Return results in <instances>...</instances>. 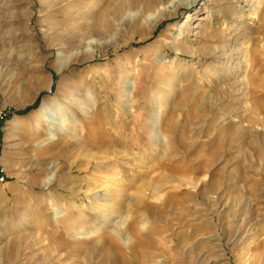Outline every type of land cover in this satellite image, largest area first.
<instances>
[{
  "label": "rangeland",
  "instance_id": "1",
  "mask_svg": "<svg viewBox=\"0 0 264 264\" xmlns=\"http://www.w3.org/2000/svg\"><path fill=\"white\" fill-rule=\"evenodd\" d=\"M89 1L0 0V264H264V0Z\"/></svg>",
  "mask_w": 264,
  "mask_h": 264
},
{
  "label": "bare ground",
  "instance_id": "2",
  "mask_svg": "<svg viewBox=\"0 0 264 264\" xmlns=\"http://www.w3.org/2000/svg\"><path fill=\"white\" fill-rule=\"evenodd\" d=\"M143 2V9H144V11H151V9H157L158 11H162V13H163V11L165 12V10H164V7H162V6H164L165 4H167V2L169 1H171V0H90L89 2H88V4H87V6L85 7V9H84V11H83V13H82V17H84V18H82L83 20L82 21H85V23H86V27L89 29V30H91V28L93 27V28H97V27H100V26H102V28L104 29V30H108V29H110L111 27H113L114 26V24L116 23L117 24V22H115L116 21V15H118V13L119 14H121V13H124L125 14V11L126 10H130V9H132L133 7H134V3L135 2ZM174 1H177L178 2V0H173V2ZM136 2V3H137ZM172 2V1H171ZM136 5V4H135ZM157 5H159V6H157ZM181 5V2L178 4V6H180ZM111 6V7H110ZM142 7V6H141ZM141 10H142V8H141ZM156 10V11H157ZM154 11V10H153ZM161 13V14H162ZM150 14H151V12H150ZM138 15L137 14H133V16L132 17H134V18H136ZM142 16V15H141ZM120 17V16H119ZM147 18V17H146ZM148 20V19H147ZM147 20H144L145 22H144V24L145 25H147L148 27L147 28H151L150 26L152 25V26H156L157 24H158V22H159V20H160V17H158L157 19H154L151 23H147ZM150 20V19H149ZM118 24H119V22H118ZM122 23H120V28H119V33L120 32H122L123 30H124V28L122 27ZM85 28V27H84ZM101 28V27H100ZM88 30V31H89ZM87 31V30H86ZM92 31V30H91ZM103 31V30H102ZM141 36H142V34H141ZM224 48H225V46H224ZM194 53V52H193ZM199 53V52H198ZM216 53V52H215ZM195 54V53H194ZM202 54V53H201ZM212 55V53L211 52H209L207 55L209 56V55ZM222 54V53H221ZM225 54V53H224ZM178 55H193L192 54V52H190L189 50H188V48L185 46V47H181V48H179V53H178ZM219 55V54H218ZM217 54L216 55H212L210 58H212V60L213 61H211V62H213V64H209V66H210V69H211V71H213V73H214V75H215V77L217 78V77H220V69H213V68H211V66H213L214 68H216L215 67V65L214 64H216V63H220V62H218V61H216L217 59H219L220 57L218 56ZM194 56V55H193ZM200 56V55H199ZM203 56H205V54L203 55ZM222 59V58H221ZM181 61L182 60H180L179 59V57H178V59L176 60V62L174 63V64H172L171 62H166L165 63V61L163 62V64H161V67H171L172 68V74L170 75L171 77H170V80H169V83H168V87L166 88L167 89V92L164 94L163 92H162V95L161 96H164L166 99H169V96H170V94H171V96H173V95H175L176 94V91L175 92H173L174 90H176V87H177V85L179 86L180 84V82L181 81H183L184 79H183V77H185V73H186V71H188V69L190 68V66L188 67V69L187 70H185V72L184 73H180V75H178L177 76V73H179V70H180V67H181ZM224 61V60H223ZM218 68V67H217ZM205 73H207V72H205ZM184 75V76H183ZM202 77V79H204V78H206V77H204V76H201ZM209 82H210V80L209 79H207ZM168 81V80H167ZM199 81H200V79H199ZM202 81H204V80H202ZM207 81V82H208ZM199 84H200V82H198ZM200 86V85H199ZM198 87V86H197ZM171 99V98H170ZM165 102H167V103H165V104H167V106L170 104L168 101H165ZM163 109V108H162ZM167 109V108H166ZM173 109L172 108H169V110H167V111H172ZM165 111V110H164ZM41 112V108H39L38 110H37V113H40ZM14 123L16 124V123H18V121H16V118H14ZM79 143V142H78ZM80 145V144H79ZM83 146V145H82ZM88 146V148L89 149H87L86 147ZM87 146H85V149H84V153H87L86 155H90V156H92V157H94L95 155H97L98 153H102V152H105L106 151V148H102V150H99L98 148H96L95 147V149L97 150V152L95 153V155H93V154H91L90 152H89V150H91L92 149V147L91 146H89V144H87ZM81 150V149H80ZM87 160V159H86ZM89 165V164H88ZM86 166V165H85ZM80 171V170H79ZM145 185V184H144ZM104 197V196H103ZM99 198V197H98ZM101 199H102V196L100 197ZM131 233H133V232H131ZM145 234V233H144ZM134 235V234H133ZM148 235V234H147ZM133 237H135L136 238V235L135 236H133ZM139 237L140 238H142V239H144L145 238V235H143V233H142V235H140L139 234ZM136 240H137V238H136ZM102 241V240H101ZM92 242V241H91ZM104 242V241H103ZM137 242H139V241H137ZM98 243V242H97ZM97 243H96V245H97ZM95 244V243H94ZM96 245H93V246H96ZM140 245V244H139ZM99 246V245H98ZM94 250H97L95 247H92ZM100 248H103L102 247V244L98 247V249H100ZM92 249V250H93ZM96 252V251H95ZM158 261V260H157ZM154 262L153 264H159V262ZM161 262V261H160Z\"/></svg>",
  "mask_w": 264,
  "mask_h": 264
}]
</instances>
